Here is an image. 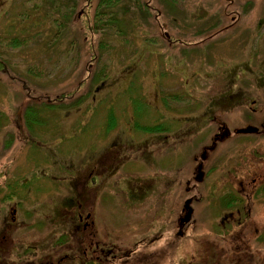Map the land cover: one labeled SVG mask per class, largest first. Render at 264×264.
<instances>
[{"label":"rangeland","instance_id":"374dc122","mask_svg":"<svg viewBox=\"0 0 264 264\" xmlns=\"http://www.w3.org/2000/svg\"><path fill=\"white\" fill-rule=\"evenodd\" d=\"M106 3L102 0H0V39H30L28 44L17 47L0 43V170H4L0 180L6 185L28 181L26 186L32 192L25 200L36 202L37 210L47 212L38 217V223L45 226L40 227L43 231L49 227L46 224L55 223L59 218L53 213L54 208L45 209V203H57L62 197L64 200L67 185L75 193L76 173L81 172V177L93 165L98 169V162L104 159L99 156L105 145L128 143L125 134L129 136L131 132L141 136L138 141L143 139L139 124L161 129L146 141L150 143L146 148L148 162L153 167L163 165L161 173L178 181L183 178L175 174L176 170L187 167L191 171L193 167L192 152L199 149L196 146L199 136L209 137L217 130L219 124L206 117L209 112L216 121H224L231 131L246 124L254 125V117L258 115L247 104L255 96L260 98L259 92L251 91L241 103L242 95L236 99L224 98L213 90L234 78L233 72L224 71L225 63L242 61L241 65H247L246 51H250L255 41L264 40V0ZM145 3L149 5L147 12L138 9ZM43 4L50 13L53 11L44 22L39 16L45 14ZM232 11L238 14L239 22L235 23L238 26L211 33L229 22ZM102 12L110 13L102 15ZM23 14L32 16L24 20ZM52 18L60 19V29L50 22ZM162 28L181 41L167 43ZM150 34L149 42L146 38ZM143 48L145 52L152 49L162 54L138 56ZM253 57L259 56L253 54ZM198 61L203 62L201 74ZM256 62L251 73L258 75L264 64L259 59ZM29 65L33 67L27 68ZM237 72L249 73L244 69ZM237 79V84L252 82L251 75ZM185 83L189 85L186 87ZM216 100L219 105L213 109L212 103ZM129 106L137 124L132 129L125 127L123 134ZM107 107H111L109 114ZM112 118L114 125L109 127ZM191 130L193 134L187 133ZM161 135L170 137L163 147L159 146ZM230 137L243 138L245 134ZM127 143L123 154L132 160L121 161L123 169L115 175L123 184L130 180V174L139 173L142 165L136 159L138 146L133 145L127 151ZM199 144L204 142L200 140ZM143 166L148 168L146 164ZM109 184L107 181L99 189L102 194L98 198L96 222L108 229H130L131 220L114 206V194L106 187ZM151 217L156 220L166 217L163 202L157 203ZM197 217L199 237L205 241L207 234L203 233L209 227L207 210H199ZM121 219L128 224L122 226ZM134 219L139 221V215ZM118 232L113 234L130 245L133 240L127 235L135 236V241L141 238L138 232H120L117 236ZM159 232L161 237L154 243L165 250L164 257L169 251L165 243L174 235L175 226L169 225ZM190 237L180 241L191 243ZM144 244L147 247L135 251L139 253L133 252L129 264L140 259V264L159 262L161 257L155 249L150 252L147 240Z\"/></svg>","mask_w":264,"mask_h":264},{"label":"flooded vegetation","instance_id":"af4514ba","mask_svg":"<svg viewBox=\"0 0 264 264\" xmlns=\"http://www.w3.org/2000/svg\"><path fill=\"white\" fill-rule=\"evenodd\" d=\"M148 7L145 3L143 7L137 8L146 11ZM232 12L235 15L230 17L234 23L238 14ZM230 26L224 25L221 29ZM149 36L146 40L150 42L151 34ZM162 36L167 43L181 41L179 37L170 36L164 28ZM258 43L256 41L253 45L254 51L248 54L249 58H253V54L258 56ZM144 48L138 56L162 54L160 50L152 49L145 52ZM259 58L260 63L264 64V53ZM198 64L200 73L203 63L201 61ZM227 65H224V71ZM177 68L182 69L180 66ZM235 70L236 65L228 67V72L234 73ZM244 70L252 72L249 64L245 65ZM193 73L192 70V77ZM251 76L250 83L236 84L235 77L230 83L219 85L213 91H219L217 95H223L224 98L232 96L230 99L242 95L239 99L241 102L251 95V91L259 92L260 98L255 96L247 104L251 111L258 114L254 117V125L246 124L243 128L230 131L224 121H216L213 114L208 115L219 124L217 130L209 137L204 134L199 136L196 141L199 149L192 148L194 164L191 171L187 167L175 171V174L183 178L181 180H173L172 176L161 173L163 165L153 167L148 162L150 159L146 148H149L150 143L146 141L161 130L157 127L147 128L143 139L139 141L135 140L134 132L125 135L129 139L128 143L125 142L127 151L133 145L138 146L136 159L139 158L142 164L139 173L143 175L130 174L131 178L125 184L118 177L115 178L117 172L123 169L122 162H130L132 159L123 154L125 143H114L110 147L105 145L99 156L104 159L98 162V169L81 177L78 174L73 183L76 192L71 196V187L66 186L67 196L63 203L58 201L54 206L59 218L46 231L40 230L36 202L25 200L32 192V188L26 186L28 181L18 180L14 185H6L3 179L0 180V264H129L132 253L139 247L145 249L147 246L144 238L134 241L135 236L127 235L128 239L134 241L130 245L126 240L116 237L113 232L120 231L117 228L108 229L99 222L97 228L99 189L107 181L110 184L106 187L114 194V205L123 217L131 220L130 229L120 232L142 230L137 234L146 235L150 252L155 249L161 257L157 264H264V69L260 74ZM184 85L187 87L189 84ZM176 97L175 100L178 99ZM218 105L217 100L213 102V109ZM129 118L133 120L128 122L132 129L137 121L133 115ZM139 129L143 130L142 127ZM187 133L194 132L191 130ZM236 133H244L245 137H230ZM172 137L178 139L176 135ZM169 139V135H161L159 146L166 145ZM200 140L204 142L203 145L199 144ZM144 164L148 165L147 169ZM133 166L131 164L130 168ZM3 172L0 170V176ZM157 173L161 174L154 178ZM88 174L92 175V180L86 182ZM134 177L139 180L136 181ZM158 194V198H152ZM158 202H163L166 215L161 220L151 217ZM45 206L49 207L48 204ZM202 209L207 210L209 219V227L203 233L207 234L205 241L199 237L201 233L198 230L197 213ZM135 215H139V221H135ZM120 222L122 226L128 224L122 219ZM172 224L175 232L165 243L169 251L163 257L165 250L157 247L154 241L161 237L159 231H164V228ZM120 232L116 235L120 236ZM156 232L159 233L152 237ZM149 234L151 237H148ZM189 235L191 243L180 241ZM176 258L179 260L176 261ZM140 261L135 260L133 264H140Z\"/></svg>","mask_w":264,"mask_h":264},{"label":"trees","instance_id":"16d2710c","mask_svg":"<svg viewBox=\"0 0 264 264\" xmlns=\"http://www.w3.org/2000/svg\"><path fill=\"white\" fill-rule=\"evenodd\" d=\"M112 0H109V2H111ZM30 41V39L28 38H9V39H0V43L4 42L5 45L9 46V47H17V46H22V45H26L28 42ZM33 65H29L27 68H32ZM34 70V69H33ZM31 73H34L31 72Z\"/></svg>","mask_w":264,"mask_h":264}]
</instances>
